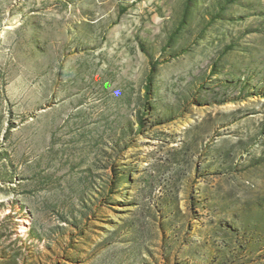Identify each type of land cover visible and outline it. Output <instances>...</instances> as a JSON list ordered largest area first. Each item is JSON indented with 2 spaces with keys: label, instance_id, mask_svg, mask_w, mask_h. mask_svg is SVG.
Listing matches in <instances>:
<instances>
[{
  "label": "rangeland",
  "instance_id": "374dc122",
  "mask_svg": "<svg viewBox=\"0 0 264 264\" xmlns=\"http://www.w3.org/2000/svg\"><path fill=\"white\" fill-rule=\"evenodd\" d=\"M0 264H264V0H0Z\"/></svg>",
  "mask_w": 264,
  "mask_h": 264
}]
</instances>
